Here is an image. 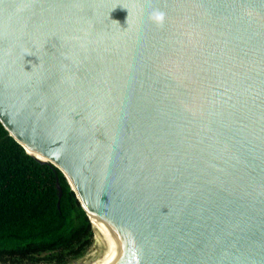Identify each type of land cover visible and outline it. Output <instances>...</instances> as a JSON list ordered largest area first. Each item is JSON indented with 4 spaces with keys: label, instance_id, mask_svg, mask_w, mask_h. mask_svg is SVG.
I'll use <instances>...</instances> for the list:
<instances>
[{
    "label": "water",
    "instance_id": "1",
    "mask_svg": "<svg viewBox=\"0 0 264 264\" xmlns=\"http://www.w3.org/2000/svg\"><path fill=\"white\" fill-rule=\"evenodd\" d=\"M0 122L102 224L73 264H264V0H0Z\"/></svg>",
    "mask_w": 264,
    "mask_h": 264
},
{
    "label": "trees",
    "instance_id": "2",
    "mask_svg": "<svg viewBox=\"0 0 264 264\" xmlns=\"http://www.w3.org/2000/svg\"><path fill=\"white\" fill-rule=\"evenodd\" d=\"M95 238L64 174L27 154L0 122V264H73Z\"/></svg>",
    "mask_w": 264,
    "mask_h": 264
},
{
    "label": "bare ground",
    "instance_id": "3",
    "mask_svg": "<svg viewBox=\"0 0 264 264\" xmlns=\"http://www.w3.org/2000/svg\"><path fill=\"white\" fill-rule=\"evenodd\" d=\"M93 227L96 233V236H98L99 238H101L102 235V224L99 223L98 221H96L95 219H93Z\"/></svg>",
    "mask_w": 264,
    "mask_h": 264
},
{
    "label": "clouds",
    "instance_id": "4",
    "mask_svg": "<svg viewBox=\"0 0 264 264\" xmlns=\"http://www.w3.org/2000/svg\"><path fill=\"white\" fill-rule=\"evenodd\" d=\"M155 15V19L157 20H162L163 19V13H156Z\"/></svg>",
    "mask_w": 264,
    "mask_h": 264
},
{
    "label": "rangeland",
    "instance_id": "5",
    "mask_svg": "<svg viewBox=\"0 0 264 264\" xmlns=\"http://www.w3.org/2000/svg\"><path fill=\"white\" fill-rule=\"evenodd\" d=\"M100 242V238L98 236H96V240H95V244L94 246L92 247L91 251L94 249V247ZM90 251V252H91Z\"/></svg>",
    "mask_w": 264,
    "mask_h": 264
}]
</instances>
